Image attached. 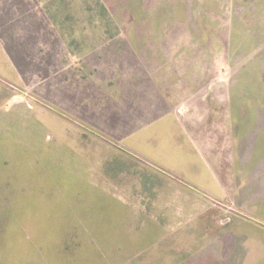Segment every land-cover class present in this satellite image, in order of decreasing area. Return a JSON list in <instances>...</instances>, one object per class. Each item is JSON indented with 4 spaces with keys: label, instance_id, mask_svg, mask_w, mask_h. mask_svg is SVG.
Wrapping results in <instances>:
<instances>
[{
    "label": "crops",
    "instance_id": "crops-1",
    "mask_svg": "<svg viewBox=\"0 0 264 264\" xmlns=\"http://www.w3.org/2000/svg\"><path fill=\"white\" fill-rule=\"evenodd\" d=\"M11 12L0 0V119L48 123L52 147L64 141L59 155L72 158V180L55 182L70 194L55 188L47 229H80L67 234L89 237L95 264H264V148L250 138L218 156L203 143L186 106L197 77L163 51L74 52L61 37L63 76L36 77L29 108L8 92L24 43Z\"/></svg>",
    "mask_w": 264,
    "mask_h": 264
},
{
    "label": "rangeland",
    "instance_id": "rangeland-1",
    "mask_svg": "<svg viewBox=\"0 0 264 264\" xmlns=\"http://www.w3.org/2000/svg\"><path fill=\"white\" fill-rule=\"evenodd\" d=\"M5 2L20 18L9 31L24 42L20 82L10 83L8 92L31 108L36 77L46 76L49 67L63 76L66 47L43 9L46 2ZM49 5L59 22L67 15L60 27L71 51H163L173 57L172 68L197 77L200 90L188 96L186 106L198 119L189 121L218 156L250 138L264 148V0H53ZM37 121L0 119V264H95L89 237L67 234L80 229H47L58 222L46 213L50 199L55 188L64 187L55 182L72 180L66 171L72 158L59 155L65 142L53 148V128ZM65 187L58 195L70 194ZM64 206L80 217L79 205L57 208ZM34 212L46 229L20 219Z\"/></svg>",
    "mask_w": 264,
    "mask_h": 264
},
{
    "label": "trees",
    "instance_id": "trees-1",
    "mask_svg": "<svg viewBox=\"0 0 264 264\" xmlns=\"http://www.w3.org/2000/svg\"><path fill=\"white\" fill-rule=\"evenodd\" d=\"M39 1H44L46 2V4L44 5L43 9L46 13V15L48 16V18L50 19V21L52 22V24L55 26L56 29H58V33L60 35V37H62L64 40L66 39V36L65 34L61 31V22H63L66 18H67V15L65 14L63 20H60L59 22V19L57 18V13L51 11V7L49 5V2H52L53 0H39ZM59 3L60 2H64V0H58ZM73 15V14H72Z\"/></svg>",
    "mask_w": 264,
    "mask_h": 264
},
{
    "label": "built area",
    "instance_id": "built-area-1",
    "mask_svg": "<svg viewBox=\"0 0 264 264\" xmlns=\"http://www.w3.org/2000/svg\"><path fill=\"white\" fill-rule=\"evenodd\" d=\"M29 105V104H28ZM178 112H180L179 110H178Z\"/></svg>",
    "mask_w": 264,
    "mask_h": 264
}]
</instances>
